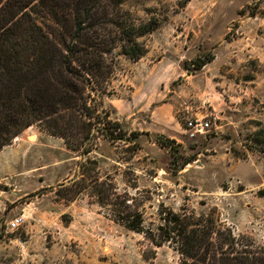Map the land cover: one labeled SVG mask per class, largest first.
<instances>
[{
  "label": "rangeland",
  "instance_id": "obj_1",
  "mask_svg": "<svg viewBox=\"0 0 264 264\" xmlns=\"http://www.w3.org/2000/svg\"><path fill=\"white\" fill-rule=\"evenodd\" d=\"M124 8L158 27L140 40L141 59L117 54L100 100L128 134L143 133L139 146L101 138L84 158L35 125L4 147L0 264H181L172 245L157 247L116 223L93 189L69 200L87 158L99 163L87 178L109 177L146 230L161 224L164 207L264 246V144L256 143L264 130V0H126ZM197 59L207 64L198 69ZM196 120L210 128L191 137Z\"/></svg>",
  "mask_w": 264,
  "mask_h": 264
},
{
  "label": "trees",
  "instance_id": "obj_2",
  "mask_svg": "<svg viewBox=\"0 0 264 264\" xmlns=\"http://www.w3.org/2000/svg\"><path fill=\"white\" fill-rule=\"evenodd\" d=\"M125 1L0 0V151L35 125L84 158L101 138L139 146L143 133L128 134L103 111L100 100L117 54L141 59L147 49L140 40L158 27L156 19L138 23ZM195 64L201 69L207 62L197 59ZM256 137L263 145L264 130ZM154 140L169 143L161 136ZM172 156L177 159L178 153ZM98 166L92 158L80 163L81 179L71 182V197L93 189L116 223L144 234L157 247L172 245L181 264H264V246L236 237L210 218L163 207L161 224L146 230L134 201L118 194L109 177L87 178Z\"/></svg>",
  "mask_w": 264,
  "mask_h": 264
},
{
  "label": "built area",
  "instance_id": "obj_3",
  "mask_svg": "<svg viewBox=\"0 0 264 264\" xmlns=\"http://www.w3.org/2000/svg\"><path fill=\"white\" fill-rule=\"evenodd\" d=\"M210 128V123L206 121L196 120L190 121L188 123V132L190 133L191 137H195L199 132H203ZM20 225V221H14L11 223V229L17 230Z\"/></svg>",
  "mask_w": 264,
  "mask_h": 264
}]
</instances>
